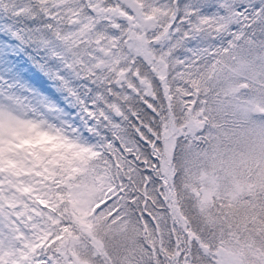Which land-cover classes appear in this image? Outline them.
Wrapping results in <instances>:
<instances>
[{
  "label": "snow or ice",
  "instance_id": "snow-or-ice-1",
  "mask_svg": "<svg viewBox=\"0 0 264 264\" xmlns=\"http://www.w3.org/2000/svg\"><path fill=\"white\" fill-rule=\"evenodd\" d=\"M0 264H264V0H0Z\"/></svg>",
  "mask_w": 264,
  "mask_h": 264
}]
</instances>
